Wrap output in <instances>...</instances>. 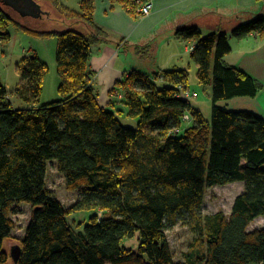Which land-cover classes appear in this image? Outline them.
Here are the masks:
<instances>
[{
    "label": "trees",
    "instance_id": "trees-1",
    "mask_svg": "<svg viewBox=\"0 0 264 264\" xmlns=\"http://www.w3.org/2000/svg\"><path fill=\"white\" fill-rule=\"evenodd\" d=\"M117 1L136 14L135 0ZM57 12L51 21L65 30L34 31L0 3L5 42L11 26L57 38L61 97L41 104L49 66L38 55L17 65L21 81L15 94L26 108H16L0 83V264L10 259L15 264H264V228L248 231L264 216V118L220 104L254 97L260 88L226 63L230 36L204 37L197 28L178 32L195 42L191 58L199 83L212 90L211 119L180 97L179 87L190 91L188 70L150 77L132 72L118 83L124 109L117 112L137 120L133 129L101 105L93 86L92 49L110 37L96 24L92 1H84L80 12ZM77 23L87 30L79 31ZM251 35L264 39V15L239 25L231 36ZM50 162L57 163L66 188L79 193L70 208L48 188ZM239 181L245 189L230 216L204 214L208 187ZM24 203L32 215L15 262L5 246L16 228L12 215ZM78 212L93 214L80 231L68 221ZM180 223L206 245L205 253L186 262L175 260L167 237ZM136 236L138 250L122 245Z\"/></svg>",
    "mask_w": 264,
    "mask_h": 264
},
{
    "label": "crops",
    "instance_id": "crops-1",
    "mask_svg": "<svg viewBox=\"0 0 264 264\" xmlns=\"http://www.w3.org/2000/svg\"><path fill=\"white\" fill-rule=\"evenodd\" d=\"M45 1L49 2L40 0L39 4L50 14L42 18L49 20V16L58 19L57 11L80 12L86 0H51L53 13ZM90 1L96 24L110 37L108 42L93 47L90 58L95 74L93 86L102 94L99 101L106 109H124L115 90L132 72L150 77L175 68L194 67L189 47L195 48V42L179 37L178 32L197 28L204 37L213 33L229 35L232 51L225 57L226 63L250 76L260 88L256 96L234 98L226 102L227 106L235 104L234 111H250L264 118V39L251 35L238 40L231 36L239 25L264 15V0H150L152 11L146 17L130 13L117 0ZM74 26L82 32L87 30L83 23ZM193 93L198 98L199 94Z\"/></svg>",
    "mask_w": 264,
    "mask_h": 264
},
{
    "label": "rangeland",
    "instance_id": "rangeland-1",
    "mask_svg": "<svg viewBox=\"0 0 264 264\" xmlns=\"http://www.w3.org/2000/svg\"><path fill=\"white\" fill-rule=\"evenodd\" d=\"M5 7L6 11L24 27L32 29L34 31H63V24L57 20L50 21L47 18H39L36 13L31 9H25L21 3L22 0H0ZM53 1L44 2V5L49 7L52 11L51 3ZM53 13V11H52ZM55 14V16H58ZM54 16V15H52ZM8 32L11 34V39L5 42L0 37V83L8 90L10 94L11 102L18 109L26 108V104L23 103L15 94L17 87L20 84L21 77L17 72V65L20 64L23 59L31 57L33 55H39L46 64L49 66V73L46 76L43 95L41 97V104H50L54 101H58L60 77L58 74V68L56 63V53L58 41L56 37L42 38L29 30L11 26ZM190 67L187 70L190 74V89L197 94L194 98H191L192 104L200 108L204 116L207 119H211L212 113V90L209 91L206 86L199 83L197 78V67ZM95 81V79H94ZM161 86V85H160ZM163 87V86H161ZM119 88L115 92H119ZM96 92L101 96L100 92ZM192 92V93H193ZM120 93V92H119ZM117 98V97H116ZM233 99L229 100L232 101ZM228 103V101H226ZM225 101L220 104L226 105ZM235 104H229L227 107L234 110ZM117 117L124 127L137 129L138 122L135 119L127 117L122 113H118ZM48 188L54 192L55 197L66 207L70 208L79 199V193L77 191H69L66 188L65 179L59 173L56 162L49 163V170L47 176ZM244 182H234L224 186L208 187L205 199L203 212L204 214H215L223 212L226 216H230L236 198L244 192ZM95 214V213H94ZM102 216L101 212L97 213ZM32 215V208L28 204L24 203L17 207L16 211L12 215V219L15 222V230L11 240L7 241L5 250L10 255L11 251L20 246L21 240L25 235V231L30 222ZM93 214L90 212H78L68 218L71 225L77 226V229L83 230L84 226L89 224V219ZM81 224V226H78ZM264 228V216L254 220L249 228V232H253ZM167 237L170 242L172 252L177 262H186L188 257H196L206 252V245L201 244L197 240L196 235L192 231L184 226L178 224L174 229L167 231ZM122 245L126 248L138 250L139 240L138 236L135 238H125L122 240ZM8 264H15L12 259Z\"/></svg>",
    "mask_w": 264,
    "mask_h": 264
},
{
    "label": "built area",
    "instance_id": "built-area-1",
    "mask_svg": "<svg viewBox=\"0 0 264 264\" xmlns=\"http://www.w3.org/2000/svg\"><path fill=\"white\" fill-rule=\"evenodd\" d=\"M135 4L136 7H132V10L136 13V15L140 16V17H146L149 16L151 14L152 11V3L150 0H135ZM190 51L193 52L194 51V46H190L189 47ZM179 93H180V97L183 98L184 100H189L191 98H193L196 93H192L191 91H187L185 88L183 87H179ZM116 97H120L121 94H119V92L115 93ZM186 119H189V117L187 116Z\"/></svg>",
    "mask_w": 264,
    "mask_h": 264
},
{
    "label": "water",
    "instance_id": "water-1",
    "mask_svg": "<svg viewBox=\"0 0 264 264\" xmlns=\"http://www.w3.org/2000/svg\"><path fill=\"white\" fill-rule=\"evenodd\" d=\"M22 1L23 2H21V3L24 5L25 9L27 8V9L33 10L39 18H42L44 15H50L49 12H44L41 9V5L38 2H36L35 0H22ZM51 18L52 17L49 16L50 21H51ZM21 254H22L21 246H17L16 248H14L11 251L12 258L14 259L15 262L19 261Z\"/></svg>",
    "mask_w": 264,
    "mask_h": 264
}]
</instances>
